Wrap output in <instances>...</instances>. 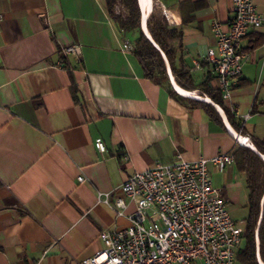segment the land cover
Instances as JSON below:
<instances>
[{"label":"crops","instance_id":"1","mask_svg":"<svg viewBox=\"0 0 264 264\" xmlns=\"http://www.w3.org/2000/svg\"><path fill=\"white\" fill-rule=\"evenodd\" d=\"M157 1L168 22L183 31L180 42H171L181 63L195 83L209 79L218 89L203 59L216 44L212 22L227 29L232 20L231 0ZM253 4L264 14V0ZM135 37L119 28L104 0H0V264H79L101 250L102 230L126 228L134 210L125 199L118 215L98 201L99 193L112 197L132 172L178 155L212 158L231 154L237 138L264 137L258 129L264 120V27L242 38V70L223 99L245 135L218 104L211 101L222 125L146 78L133 51ZM123 41L130 44L126 51ZM70 45L79 53L61 62V49ZM164 60L172 90L186 98ZM97 138L103 152L94 146ZM208 170L227 208L243 209L244 220V174L235 162L222 170L209 162Z\"/></svg>","mask_w":264,"mask_h":264},{"label":"built area","instance_id":"2","mask_svg":"<svg viewBox=\"0 0 264 264\" xmlns=\"http://www.w3.org/2000/svg\"><path fill=\"white\" fill-rule=\"evenodd\" d=\"M231 2L232 20L227 29L212 22L216 44L203 59L217 79L222 99L229 97L232 80L242 70V38L264 27V14L256 10L253 0ZM129 47L128 41L121 43L122 51ZM79 51L77 45L64 47L61 62L66 54ZM193 64L196 69L201 67L200 61ZM243 139L237 138V142L246 146L248 138ZM94 146L101 152L105 149L100 138ZM209 162L222 170L234 159L230 153L200 156L194 161L178 155L170 163L132 172L112 197L108 192L99 193L98 201L113 205L118 215L127 206L125 199L134 203V210L126 228L102 230L101 250L79 264H234L243 230L231 217L221 190L213 186Z\"/></svg>","mask_w":264,"mask_h":264},{"label":"trees","instance_id":"3","mask_svg":"<svg viewBox=\"0 0 264 264\" xmlns=\"http://www.w3.org/2000/svg\"><path fill=\"white\" fill-rule=\"evenodd\" d=\"M104 2L107 13L122 31L136 32L133 51L146 78L167 88L172 96L186 101L190 107L203 109L212 121L222 125L220 115L209 102L182 98L175 94L166 72L167 66L162 56L164 54L175 82L186 90H198L201 96H206L218 104L223 109L229 124L238 133L245 135L242 122L236 119L232 111L223 104L219 90L209 85V79L195 83L191 71L179 60L177 49L171 42L174 40L180 42L183 31L180 27L169 24L163 10H156V4L153 3L146 20L147 30L155 46L140 27V10L136 0H104ZM116 6L121 8L119 13L115 12ZM249 140L255 151L248 146L239 145L231 153L237 171L244 174L247 189V215L242 224V242L235 257V261L239 264H259L258 257L264 263V137L251 135Z\"/></svg>","mask_w":264,"mask_h":264},{"label":"bare ground","instance_id":"4","mask_svg":"<svg viewBox=\"0 0 264 264\" xmlns=\"http://www.w3.org/2000/svg\"><path fill=\"white\" fill-rule=\"evenodd\" d=\"M139 3H140V6H141V9H142V11H143V17H144V19H145V18L150 14V12H151L150 5H151V3H152V0H139ZM147 13H148V15H147ZM145 30H146V28H145ZM146 32L149 33L148 30H146ZM171 81H172V80H171ZM174 81H175V80H174ZM172 84H173V82H172ZM173 86H174V84H173ZM175 86H176V88H177L180 92H182V93L185 94L186 96L189 95V97H193V98H196V99H200V100L205 99L206 101L208 100L207 97H205V96H201V95H199L197 92H191V91H188V90H186V89L180 87L178 84H175ZM182 93H181V94H182ZM208 102H211V100L208 101ZM216 108L218 109L217 106H216ZM218 110H219V109H218ZM231 130H232V129H231ZM238 136H239V135H238ZM240 139H241L242 141H244L243 137H240ZM249 143H250V142H249ZM249 143H247V144H245V145L251 147V146H250L251 143H250V144H249ZM251 148H254V146L251 147ZM261 263H262V262H261ZM262 264H264V263H262Z\"/></svg>","mask_w":264,"mask_h":264},{"label":"rangeland","instance_id":"5","mask_svg":"<svg viewBox=\"0 0 264 264\" xmlns=\"http://www.w3.org/2000/svg\"><path fill=\"white\" fill-rule=\"evenodd\" d=\"M154 4H156L155 5V7H157L156 10L157 9L158 10H162V7L159 5V2L157 0L154 1ZM120 11H121V8L119 6H116L115 7V12L119 13ZM128 37H129L130 40H133V34L131 32L128 34ZM166 72H167V75H168V68L167 67H166ZM196 92L199 94V91H196ZM261 128H262V131H264V120H262V124L259 126L258 129H261ZM259 131H261V130H259ZM228 209H229V212L231 214V217H233L234 219L240 221V224H243V221H244L243 220L244 210L241 209V208L234 209L232 207H229ZM234 264H239V263L237 261H235Z\"/></svg>","mask_w":264,"mask_h":264},{"label":"water","instance_id":"6","mask_svg":"<svg viewBox=\"0 0 264 264\" xmlns=\"http://www.w3.org/2000/svg\"><path fill=\"white\" fill-rule=\"evenodd\" d=\"M137 1V4H138V7H139V10H140V27H141V29H142V31H143V33L146 35V37L150 40V42H152L155 46H156V44L154 43V41L152 40V38H151V36L149 35V33H147L146 32V30H147V28H146V18L144 19V17H143V13H141V6H140V3H139V0H136ZM145 28H146V30H145ZM162 56H163V58H165L164 57V54H162ZM188 98H192V99H196V98H193V97H189V96H187ZM196 100H200V99H196ZM201 101H206V100H201ZM206 102H208V101H206ZM210 104H212L211 102H209ZM249 147V146H248ZM250 149H252V150H254L255 151V148H251V147H249ZM258 262H259V264H262L261 263V260L259 259V257H258Z\"/></svg>","mask_w":264,"mask_h":264}]
</instances>
